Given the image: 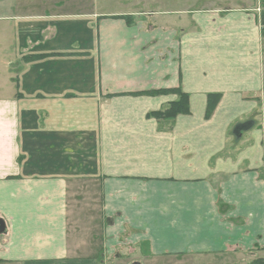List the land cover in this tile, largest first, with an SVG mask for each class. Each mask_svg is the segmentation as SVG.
Segmentation results:
<instances>
[{
	"label": "crops",
	"instance_id": "1",
	"mask_svg": "<svg viewBox=\"0 0 264 264\" xmlns=\"http://www.w3.org/2000/svg\"><path fill=\"white\" fill-rule=\"evenodd\" d=\"M42 1L50 6L37 3L35 15L21 16L18 38L30 45L18 47L25 52L21 62L36 51H74L93 58L96 70L36 79L6 63L8 76L0 80V221L6 229L0 264H108L134 253L151 260L222 257L263 244L259 12L219 0L158 15H71L53 11V0ZM76 19L85 27L70 25ZM58 29L83 33L80 50L49 49ZM66 80L91 84L79 85L87 91L80 94L74 86L57 88ZM176 89L189 96L190 113L170 122L148 117L178 99L153 93ZM211 94L221 98L207 118ZM248 138L255 141L248 144ZM88 185L98 195L96 230L80 209ZM77 216L84 217L78 231ZM254 223L257 231L249 236Z\"/></svg>",
	"mask_w": 264,
	"mask_h": 264
},
{
	"label": "rangeland",
	"instance_id": "2",
	"mask_svg": "<svg viewBox=\"0 0 264 264\" xmlns=\"http://www.w3.org/2000/svg\"><path fill=\"white\" fill-rule=\"evenodd\" d=\"M219 0H210L209 3L207 0H53L52 5H55L53 11L62 12V13H71V15H76L81 12V14H108V13H125L127 11H136L138 13L152 14L155 13L158 15L159 11L168 8H176V7H190L195 8L198 7L199 3L202 5L206 4H218ZM198 4L196 5V3ZM39 3L40 6L49 7L48 1L42 0H0V80L3 81V76H8L6 63H16L24 74L35 77L36 79H43L48 75L50 77L58 76V75H95L96 64L93 62V58L90 57H80L84 55H79L78 52H72V54L67 52H52L50 54H40L36 51L35 55H26L25 64H23L22 59L19 57L24 55L25 52H22L18 47L21 46L22 50L28 48L30 45L25 44L24 36L22 38H18V29H24L20 26L21 16L25 15H35V5ZM216 3V4H215ZM242 3V5H246V8L251 11L259 12V19L262 26L264 24L261 21V18L264 21V0H225L222 5H230V6H238ZM39 6V7H40ZM38 7V8H39ZM260 8V9H259ZM262 14V16H261ZM261 16V17H260ZM187 17H185V25H186ZM83 20H69L70 25L75 28L78 27L79 24L82 23ZM63 29H61L62 31ZM78 29H69L68 33L62 34L59 29V34L54 38L49 44V49H58L63 50L66 48H70L74 50V48H78V43L81 47V42H83V33H78ZM84 30V29H83ZM87 32V29H86ZM88 38L93 37V32H88ZM31 40H35V37H32ZM73 42L74 44L71 45ZM93 42V40H92ZM264 42V38H263ZM34 46H35V42ZM84 43V42H83ZM89 43L85 40V46L88 50ZM80 50V49H79ZM35 52V50L33 51ZM69 52V51H68ZM21 54V55H20ZM20 55V56H19ZM18 56V57H17ZM88 56V55H86ZM23 58V57H22ZM17 60V61H16ZM22 61V62H21ZM20 65V66H19ZM57 88H62L66 86L75 87V93H86L87 91H81L79 85L85 84L90 85L89 82L73 81L66 80L61 83L56 82ZM54 86V84H53ZM91 88V87H90ZM89 88V89H90ZM47 89V87H46ZM86 89V88H83ZM78 95V94H77ZM258 101H262L259 104V109L257 110V119H258V134L263 137L264 144V95H262V99H257ZM249 137V136H248ZM255 137V136H253ZM255 141V139L248 138L246 142L251 144ZM260 176L264 178V165L261 168ZM86 190V191H85ZM80 194L79 189L76 191ZM83 206H80L81 210H86L88 215L86 216L87 221H89L88 225L91 224L93 228L99 229V209H98V195L91 185L83 187ZM259 214V209L257 208L256 213ZM254 214V212H253ZM238 217H240L238 215ZM243 220V218L237 219ZM84 217L77 216L74 218L75 225L73 227L79 228L84 224ZM86 222V221H85ZM256 223V222H255ZM252 224L250 227L248 225V235L254 234L257 231V223ZM247 227L245 223L242 225ZM83 227V226H82ZM81 227V228H82ZM243 229H245L243 227ZM253 231V232H252ZM252 232V233H251ZM264 232V230H263ZM262 244V243H261ZM259 242H255L254 244H248V249L245 251L239 252L238 254H233L231 256H222V257H187V258H161V259H144L139 257L138 254H132L131 258H122L118 259L115 262L114 259H107L108 264L114 262L116 264H264V242L261 245ZM256 245V246H255ZM258 245V246H257ZM130 250L127 249L123 251V254H128Z\"/></svg>",
	"mask_w": 264,
	"mask_h": 264
},
{
	"label": "trees",
	"instance_id": "3",
	"mask_svg": "<svg viewBox=\"0 0 264 264\" xmlns=\"http://www.w3.org/2000/svg\"><path fill=\"white\" fill-rule=\"evenodd\" d=\"M261 21L264 24L263 19ZM24 60L26 61V58H24ZM165 93H174L178 96V99L170 103L163 110L150 113L148 117H152L160 121L170 122L173 121L179 115H188L190 113L189 96L186 93L182 92L180 89H176V90H169L162 92L157 91L153 94L156 95V94H165ZM263 95H264V91H263ZM220 98H221L220 94H211L207 96V107L205 112V116L207 118L212 114Z\"/></svg>",
	"mask_w": 264,
	"mask_h": 264
},
{
	"label": "water",
	"instance_id": "4",
	"mask_svg": "<svg viewBox=\"0 0 264 264\" xmlns=\"http://www.w3.org/2000/svg\"><path fill=\"white\" fill-rule=\"evenodd\" d=\"M5 233H6L5 225L3 224V222L0 221V235Z\"/></svg>",
	"mask_w": 264,
	"mask_h": 264
},
{
	"label": "built area",
	"instance_id": "5",
	"mask_svg": "<svg viewBox=\"0 0 264 264\" xmlns=\"http://www.w3.org/2000/svg\"><path fill=\"white\" fill-rule=\"evenodd\" d=\"M258 12H260V10H258Z\"/></svg>",
	"mask_w": 264,
	"mask_h": 264
}]
</instances>
